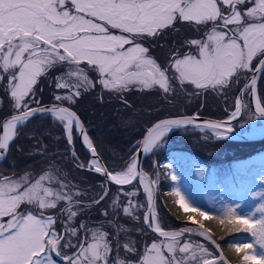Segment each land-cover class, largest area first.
Segmentation results:
<instances>
[{
    "label": "snow or ice",
    "instance_id": "obj_1",
    "mask_svg": "<svg viewBox=\"0 0 264 264\" xmlns=\"http://www.w3.org/2000/svg\"><path fill=\"white\" fill-rule=\"evenodd\" d=\"M178 22L203 30V36L185 42V47L194 48L195 54L189 51L181 55L176 50L162 68L144 42L166 30L178 31ZM262 57L264 0H0V87L11 109L8 115L0 117V160L18 137L19 128L35 116H49L62 127L69 145L73 143L74 130L82 137L93 157L89 168L106 176L107 181L128 185L139 179L148 198L144 223L163 238L145 244L138 260L129 262L119 257L117 233V256L112 257L107 231L101 228L92 231L85 222L73 226L78 216L74 208L81 207L74 197L81 193L65 191L68 185L48 172L35 179L27 174L20 178L3 177L0 179V264H56L53 253L65 264H227L222 256H214L203 244L180 243L179 237L185 232L199 231L200 236L211 239L205 231L190 227L181 231L161 228L153 210L152 182L138 171V155L124 170L114 174L108 171L98 162L96 149L72 106L81 96V90L86 92L93 87L88 72L97 73L102 89L121 94V99L122 93L132 88H158L167 96L174 91L169 70L181 87L189 84L197 90L217 89L227 87L231 78L239 79L241 72L251 71L254 58H259L250 83L242 89V93L250 90L255 96L257 76L264 74ZM85 63L87 68L82 67ZM58 69L64 71L49 79ZM41 79L50 84L54 81L58 90L53 93L51 106H41L36 99ZM255 106L264 114L259 101ZM243 107L237 98L233 117ZM193 124L195 118L161 120L146 129L137 147L148 154L171 127ZM224 127L206 122L201 130H210L222 138L232 130L228 127L221 132ZM171 178L175 180V176ZM53 183H58L59 189L53 188ZM175 195L179 196V192ZM102 199L104 196L95 203ZM61 202L65 206L58 215H46ZM111 203L118 210L117 200ZM177 203L188 210L183 197ZM131 209L129 202L122 211L131 216ZM259 210H264V205ZM224 215L230 217V222L245 225L253 237L252 243L234 245L235 250L249 249L251 254L245 255L244 261L264 264V255L256 251L258 247L264 252V218L241 217L232 210ZM57 222L62 224V232L56 230ZM81 232L83 237L77 240ZM122 246L127 253L137 252L132 241ZM62 249L74 250L67 255Z\"/></svg>",
    "mask_w": 264,
    "mask_h": 264
},
{
    "label": "rangeland",
    "instance_id": "obj_2",
    "mask_svg": "<svg viewBox=\"0 0 264 264\" xmlns=\"http://www.w3.org/2000/svg\"><path fill=\"white\" fill-rule=\"evenodd\" d=\"M249 71L241 72L239 74V79L231 78L232 84L236 81H239V84L244 81L245 77L247 76ZM239 85L231 86L232 89H229L225 92H219L220 99L222 103H219L217 107L209 106V101L213 98V96L208 93H204L201 97L199 92H192L191 90L183 91V90H175L165 96L162 94L159 98H154L153 95L149 94H142L136 100L132 101V104L136 107L143 106L145 111H149L147 113V119L140 120L139 124L140 127H146L149 122V116L151 114L154 115V110H160V107L153 110V107L159 106L160 103L163 105L167 110L168 115L173 114H182L186 115L190 113L192 110H196L200 116L214 118L217 117L218 114H225L235 108V98L234 95L236 94V90ZM263 88V87H261ZM218 91V88L216 89ZM151 92V91H150ZM256 94L258 97L259 102L261 103L263 100V96H261V92L259 89L256 90ZM106 96H121V94H115L112 92L105 93ZM123 95V93H122ZM161 94L159 93V96ZM157 101V103L155 102ZM53 102V98L50 100L49 103ZM8 112H3L2 116L8 115L11 111L9 103H8ZM150 110H153L150 113ZM246 116L240 122L237 123V127L233 126L235 129L239 130L242 133H256L254 130L261 128L264 126V120L259 117L254 116L251 112L247 111L245 113ZM145 114H142L144 117ZM156 116V114H155ZM155 118V117H154ZM183 132L179 133L175 137L170 138L171 132L167 133L165 136L161 138V141L153 148V150L146 154V160L144 168L147 172L151 175L152 182L154 183V187L152 188L155 190L158 185V171L156 162L152 156L156 155L157 152L174 147H181L183 146V140H181L182 136H187V133L191 132H198V138L200 141H216L211 142L208 145L203 144L202 146L205 149L206 154L205 156L212 157V158H226L227 156H233L234 154H241L249 150V148H256L259 147L258 145L261 144H253L251 146L243 145L241 143L244 142H237V143H220L222 140H230L227 139L231 135L227 133L222 138H217L213 133L206 131H196V130H185L181 129ZM224 132V131H221ZM75 137V130L73 132ZM66 139V137H65ZM264 139V138H263ZM185 140V139H184ZM251 141V143L261 141ZM68 145V149L70 155L73 158L74 143ZM133 158V157H132ZM75 162L79 166H85L89 168V159L86 156L85 159L79 160L75 154V158H73ZM131 161V160H130ZM63 162H66L65 159L62 161L60 160V164L57 165L53 162H41L34 165L31 169L28 170L27 173H20L17 175H5L0 174V179L3 177H13V178H20L27 174L30 178L35 179L38 178L40 174L44 172H48L49 174L57 177L60 181L64 182L68 185L65 191H69L72 193L79 192L81 195L74 197V200H79L81 202V207L74 208L78 212V216L75 218V222L73 224L74 227H78L81 222H85L88 228L92 231L101 228L102 230L107 231L109 235V239L112 242L113 251L111 253L112 257L117 256L116 248H117V233H118V241H119V257L126 258L129 262H135L138 260L140 254H142L144 245H150L152 242H159L163 238L156 236L150 233L144 223V215L147 209L148 198L140 184V181L136 183V185L127 187V188H119L110 192L106 197V199L98 204L95 203L96 200H99L101 196L104 194L105 186L103 183L96 187H88L84 188V184H82L78 176L73 177L76 175L69 171V169L64 166H61ZM161 166L167 167V175L171 182V189L173 190L174 194L179 192V196L176 195L177 201L183 197L184 202L188 204V210H185L179 203H177L182 210L189 212V217L187 218L186 224L196 227H204L202 224V219L207 218L211 215L210 208L213 206L216 207H223L227 211V203H232L231 210L235 211L238 216L241 217H248L253 219H260L264 218V210H259L262 205H264V168L263 163L258 166H254L249 161L238 162L232 166H228L222 169L221 172L214 168L206 169L205 164L192 159L189 156V160L186 164L180 163V172L182 174L181 178L178 166L171 167L169 166V162H162ZM126 168V167H125ZM124 168V169H125ZM84 169V168H83ZM90 169V168H89ZM94 169V168H92ZM123 169V170H124ZM95 171V170H94ZM113 174L116 171H110ZM175 176V180L171 177ZM78 177V178H77ZM77 178V180H76ZM180 178V179H179ZM83 180V177H82ZM53 188L59 189L58 183H53L51 185ZM191 188H190V187ZM83 187L84 189H82ZM127 193H134L132 196H128ZM193 196H192V195ZM117 200L119 205L118 210L115 209V206L112 205L113 200ZM197 200V201H196ZM198 201H200L203 206L198 205ZM129 202L132 205V213L133 215L128 216L123 213L122 209L125 206H129ZM243 203L249 204L247 210H243ZM85 205H90V207H84ZM136 205H139L137 208ZM65 205L61 202L58 205L57 209L49 210L46 215H53L56 216L59 214V209L63 208ZM158 203L155 201V212L157 213ZM195 209V211H193ZM106 212V214H105ZM205 213L204 216H201L199 213ZM156 222L161 226L162 225L157 217L156 214ZM6 219V218H5ZM63 219V217H62ZM56 230L59 232L63 231L62 224L60 222L56 223ZM187 228V227H185ZM163 229V228H162ZM83 237V232L79 234L76 238L79 240ZM180 243L183 244L185 242H192L193 244H203L210 252L216 256L214 249L209 246L206 242L189 236H181L179 237ZM132 241L135 244L137 249L136 254L127 253L124 248L123 244L125 242ZM65 253V249H62ZM73 251V249H72ZM257 254L264 255V252H261L260 249L257 247L256 249ZM251 254L249 249L242 254L239 261L229 264H252V262L244 261V256ZM70 255V254H67ZM55 254L53 253V257ZM57 257V256H55ZM60 258V257H58ZM54 259V258H53ZM61 259V258H60ZM62 260V259H61ZM56 264H60L56 262ZM65 264V263H63Z\"/></svg>",
    "mask_w": 264,
    "mask_h": 264
},
{
    "label": "trees",
    "instance_id": "obj_3",
    "mask_svg": "<svg viewBox=\"0 0 264 264\" xmlns=\"http://www.w3.org/2000/svg\"><path fill=\"white\" fill-rule=\"evenodd\" d=\"M51 75H53V72ZM49 79H52L51 76ZM52 86V83L50 84L48 80L41 79L36 91V99L41 104L48 103L53 98V93L50 95ZM261 87H263L260 89L261 96L264 97V81ZM107 92L109 91L101 93L82 92L72 106V110L81 118L85 131L104 166L110 171H121L133 157V149L143 134L139 122L142 119H147L149 111H145L143 106L136 107L133 105L134 96L124 94L122 95L123 99H121V96H106L105 93ZM262 100L261 104L264 106V98ZM8 103V97L3 88L0 87V117H4L2 116L3 112H8ZM142 114H145V116L142 117ZM182 132L181 129L175 130L171 132L170 138ZM18 133V137L12 143L5 159L0 164V174H24L38 163L53 162L59 165L60 160L65 159L66 162H63L61 166L65 164L69 171L76 174L73 177L78 176L82 184L102 181L92 172L79 171L73 165H67L73 161V158L68 152L67 140L64 137L63 129L55 124L49 116L39 115L33 117L18 129ZM186 135L181 138L184 143L183 146L164 149L152 156L156 162L159 180L156 195V202L159 206L157 217L163 229H177L187 226L186 222L190 214L182 210L177 204L176 195L171 189V182L167 175V167L161 166L162 162H169V166H178L180 168V163L186 164L190 156L192 159L205 164L206 169L214 168L219 172L225 167L244 161H249L254 166L263 163L264 168V139L254 143H241L247 146L261 144L258 145L259 147L249 148L248 151L241 154H234L226 158H212L205 156L208 154H206V148L202 145H208L216 141H200L198 132H191ZM223 142L237 143L240 141H220V143ZM73 143L74 149L77 152L81 151L75 138ZM146 160L148 158H145L143 168ZM113 188L115 187L108 185V192L100 202L108 197L107 195ZM198 205L203 206L200 201H198ZM231 205L233 204L227 203V211L231 210ZM248 205L243 203L242 211L247 210ZM209 211L211 215L202 219V224L218 243L228 262L239 261L247 249L241 248V251L237 252L234 245L252 243L253 237L251 233L246 230L245 225L230 222V217L224 215L227 211L222 206H213ZM233 212L237 215L235 211ZM222 219L223 223L220 222ZM69 251L71 252L72 249H69ZM54 259L57 261L56 258Z\"/></svg>",
    "mask_w": 264,
    "mask_h": 264
},
{
    "label": "flooded vegetation",
    "instance_id": "obj_4",
    "mask_svg": "<svg viewBox=\"0 0 264 264\" xmlns=\"http://www.w3.org/2000/svg\"><path fill=\"white\" fill-rule=\"evenodd\" d=\"M176 27H177L178 31L166 30L159 37L144 42V46H146V47H148L150 49V53L149 54L153 58H155L157 60V62L160 64V66L162 68L167 66V64L169 63L171 54H173L176 50H179L181 55L183 53H186V52H189V51H191V52H193V54H195V49L194 48L185 47V42L188 41V40H191V39L202 38V36H203V30L197 31L192 26H189V25H186V24H183V23H179L178 22L177 25H176ZM113 31H115V30H113ZM258 61H259V58H254L253 63H252V67H251V71L248 72L247 76L245 77L244 81H242V83L239 84V81H237V84H236V81H235L232 84V81H229V85L227 87L218 88V91L216 89L197 90V89H195L194 86L189 85V84H185L183 87H181L179 85L178 81H176L174 79V73L171 70H169L167 74L169 75V77H172V79H170V83L172 84V86H173V88L175 90H183V91L191 90L192 92H199V93H201V94H199L201 97L203 96L204 93H208V94H210V96L211 95L213 96V98L211 99V101H209V106H211V107H217V105L219 103H222L221 102V99H220L219 92L228 91L229 89H232L231 86H233V85H239L238 88H237V90H236V92H235L236 94L233 97V98H235V96H236V99L238 98L239 91L244 86L247 78L252 73V71H253V69L256 66V64H257ZM82 67L87 68L88 66L85 63V64H82ZM59 71H64V69H58L56 71H53V75H51V78H54L58 74ZM87 74L89 75V78L93 81V87L89 91L98 92V93L106 92L107 91V90H103L102 89V86L98 83L97 73H95V72H88ZM263 81H264V74H260L259 77H258V79H257V85H256V89H259V91L261 89V86H262V82ZM52 85L53 86H52V89L50 90V95H51V93H54V92H57L58 91V90L55 89L54 81H53ZM89 91H86V92H89ZM81 92H85V91L81 90ZM149 93L151 95H153L154 98H159L163 94L162 91L159 90L158 88L157 89H154V90H138L137 88H132L131 90L124 92L123 95L124 94H128V95L134 96L133 98L137 101V98L138 97L143 96L142 94H149ZM159 93L161 94L160 96H159ZM61 94H63V93H61ZM155 102L157 103V101H155ZM241 103L243 104L244 107L242 108V111H241L240 115H238L236 121L233 124V126H235V127H237V123L238 122H240L242 119L245 118V116H246L245 113H247V111H249V112H251L253 114V112H252V110L250 108V104H249L248 92L241 94ZM157 104H159V106L153 107V110L156 109V108H158V107H160V110H154L155 111L154 112V115L151 114V116H149V122H148V125L146 127H149L152 123H154V122H156V121H158L160 119H163V118H166V117H176V116L182 115V114L168 115V113H167V110L168 109H166L160 103H157ZM153 110H150V113ZM234 110H235V108H233V110L229 111L228 113L219 114V115L217 114L216 115L217 117H214V118L212 117V118L213 119H216V120H220V119L226 118L227 116L231 115L234 112ZM155 114H156V116H155ZM191 114L200 115L196 110H192L190 113H187L186 115H191ZM144 128L145 127H142L143 133H144ZM84 129H85V127H84ZM64 137H65V135H64ZM74 138L76 139L77 145H78L79 149L81 150V151H78V152H77V150H75L74 153L76 154V156L78 157L79 160H83L84 158H86L87 154L79 146L78 141H77V138H76V134H75V137ZM135 148L133 149V152H134ZM68 152H69V149H68ZM69 154H70V152H69ZM67 165H73L79 171L88 172V171H85L84 170L87 167H85V166H79L75 162L74 159H73L72 162H70V164H67ZM142 167L143 166L141 165V168ZM142 169H143V171L145 173L149 174L147 172V170H145L144 168H142ZM108 171H110V170H108ZM138 181L139 180H137L135 183H133L132 185H129L127 187H131V186L136 185V183H138ZM101 183L104 184L105 189L108 192V185L110 186V184H107L103 180L102 181H97V182H91V183H89V182L84 183V185H85L84 188H88V187H92L93 188V187H96V186L100 185ZM111 186H113V185H111ZM114 187L115 188H113L110 192L119 189L116 186H114ZM127 187H122V188H127ZM81 188L84 189L83 187H81ZM105 189H104L103 196H105ZM145 227L147 229V226L146 225H145ZM65 254H70L71 255L72 254V251L70 252L69 249H65ZM55 258L57 259V262H59L60 264L65 263L60 258H58V257H55Z\"/></svg>",
    "mask_w": 264,
    "mask_h": 264
},
{
    "label": "water",
    "instance_id": "obj_5",
    "mask_svg": "<svg viewBox=\"0 0 264 264\" xmlns=\"http://www.w3.org/2000/svg\"><path fill=\"white\" fill-rule=\"evenodd\" d=\"M262 58H264V57H262ZM258 62H259V61H258ZM258 62H257V64H258ZM257 64H256V65H257ZM255 67H256V66H255ZM255 67H254L253 71L255 70ZM253 71H252V72H253ZM251 75H252V73H251V74L249 75V77L247 78V80H246L244 86L242 87V89H244V87H245L246 84L250 83ZM259 75H260V74H259ZM259 75L257 76V79H258ZM242 89H241V90L239 91V93H238V98H239V99H241ZM254 97H255L256 102H257V101H258L257 95L253 96L252 93H251V91L249 90V91H248V99H249L250 108H251V110H252L254 116L259 117V118H261L262 120H264V114H261V113L257 110V108H256V106H255L256 104H255V102H254ZM51 104H52V103L41 104V106H51ZM241 111H242V110H241ZM238 115H240V114H238ZM238 115H237L236 117L229 116V117H226V118L221 119V120H215V119H211V118H207V117L197 116V115H195V114H192V115H182V116H176V117L163 118V119H160V120L154 122L153 124H155V123H157V122H159V121H161V120H167V119L195 118V124H193V125L181 126V127H180V126H173V128H172L170 131H173V130H175V129H179V128H192V129H196V130H201L202 126H203L206 122H212V123H220V124H224V125H225V127H224V128H221L220 131H224V132H225V131H226V128H228V127H230V128L232 129L230 132H228V133L231 135V137H229V138H227V139H232V140H237V141H243V142H250V141H257V140H260V139L264 138V126L261 128V130H259V131L256 132V133H242V132H240V131H238V130L233 129V128H232V125H233L234 122L236 121ZM38 116H39V115H38ZM35 117H36V116H35ZM153 124H152V125H153ZM197 124L200 125L201 127H197V126H196ZM152 125H151V126H152ZM149 127H150V126H149ZM147 128H148V127H147ZM147 128L144 129V133H143L142 137L139 139L138 144H139V142L143 139V136L146 134V129H147ZM207 131H210V130H207ZM75 134H76V133H75ZM76 138H77L78 144H79V146L81 147V149L87 154V156H88L90 159H92V158H93V157H92V154H91L90 150L85 146V144H84V142H83V140H82V137H80L79 135L76 134ZM6 155H7V154H6ZM137 155H138V163H139L138 171H139V172H143V173L146 175L147 180L152 182L150 176H149L147 173H145V172L141 169V165H142L143 158H144L145 155H146L145 153L142 152V148H141V147H137V148H136L135 153H134V156H137ZM5 157H6V156H5ZM97 157H98V155H97ZM4 159H5V158H4ZM4 159L0 160V164L3 162ZM98 162H99L101 165L104 166V164L102 163V161L100 160L99 157H98ZM104 167H105V166H104ZM105 168H106V167H105ZM84 170H88V169L85 168ZM90 171L93 172V173H95L98 177H100V178H101L102 180H104L106 183H108V184H110V185H113V186H118V187H127V186H129V185L135 183V182L138 180V178H137L135 181H133L132 183H130V184H128V185H116V184L113 183V182H109V181H107L106 176H104V175H102V174H100V173H96L94 170H90ZM152 185H153V184H152ZM154 203H155V190H153V205H155ZM153 210H154V208H153ZM147 211H148V205H147V210H146V212H147ZM200 228H201L203 231H205V232L207 233L208 237H211V239H208V238H206V237H202V236H200L198 231H195V232H192V233H187V232H185V233L182 234V236H190V237L198 238V239H200V240L206 242L209 246H211V247L214 249V251L216 252L217 256H222L223 259L227 262L225 256L223 255V253H222V251H221V249H220V246H219L218 243L213 239V237L210 235V233L207 231V229L204 228V227H200ZM181 230H182V228L177 229V230H165V231H181ZM151 231H152V229H151ZM153 232H154V231H153ZM154 233H156V232H154ZM156 234H158V233H156ZM213 241H214L215 243H213ZM227 264H228V262H227Z\"/></svg>",
    "mask_w": 264,
    "mask_h": 264
},
{
    "label": "bare ground",
    "instance_id": "obj_6",
    "mask_svg": "<svg viewBox=\"0 0 264 264\" xmlns=\"http://www.w3.org/2000/svg\"><path fill=\"white\" fill-rule=\"evenodd\" d=\"M254 102H255V104L257 103L256 102V99H255V97H254ZM173 127H171L166 133H165V135L172 129ZM262 128V127H261ZM261 128H258V129H256V130H254V132H257V131H259V130H261ZM227 134V133H226ZM164 135V136H165ZM142 187H143V185H141ZM152 186V185H151ZM152 188H153V186H152ZM143 189H144V187H143ZM146 195H147V193H146ZM193 228V229H197V230H202L199 226L198 227H196V226H187V228ZM199 232V231H198Z\"/></svg>",
    "mask_w": 264,
    "mask_h": 264
},
{
    "label": "clouds",
    "instance_id": "obj_7",
    "mask_svg": "<svg viewBox=\"0 0 264 264\" xmlns=\"http://www.w3.org/2000/svg\"><path fill=\"white\" fill-rule=\"evenodd\" d=\"M257 264H259V262H257Z\"/></svg>",
    "mask_w": 264,
    "mask_h": 264
}]
</instances>
